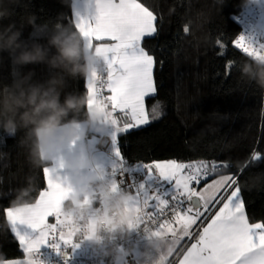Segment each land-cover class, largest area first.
<instances>
[{
  "label": "trees",
  "instance_id": "trees-1",
  "mask_svg": "<svg viewBox=\"0 0 264 264\" xmlns=\"http://www.w3.org/2000/svg\"><path fill=\"white\" fill-rule=\"evenodd\" d=\"M139 2L157 17V32L142 39L154 57L156 91L146 100L151 122L118 134L126 162L222 163L224 169L218 174L234 175L249 221L264 222V179L256 187L247 186L251 177L264 174V89L241 78L239 65L250 57L233 44L241 29L236 15L246 0ZM28 14L35 16L36 27L24 25L21 38L25 40L46 43L49 26L57 17L75 28L72 0H21L3 23L19 22ZM3 56L0 84H8L16 67L6 53ZM19 70H34V80L49 74L44 64ZM66 90L87 93L86 79L70 81ZM154 107L160 113L155 119ZM121 119L127 122L130 118ZM22 135L0 134V223L6 225V230H0V260L25 255L4 214L11 207L14 191L25 184L27 176H34L30 204L46 186L42 172L46 164L32 167L28 147L19 143ZM257 155L260 159H253Z\"/></svg>",
  "mask_w": 264,
  "mask_h": 264
},
{
  "label": "snow or ice",
  "instance_id": "snow-or-ice-1",
  "mask_svg": "<svg viewBox=\"0 0 264 264\" xmlns=\"http://www.w3.org/2000/svg\"><path fill=\"white\" fill-rule=\"evenodd\" d=\"M90 6L92 9L90 14L75 12V28L90 46L94 40L98 42L95 44L97 52L105 53L106 79L93 74L87 80V94L89 106L97 98L106 102L108 106L106 119H111L114 128L109 134L113 159L107 170L113 190L122 188V184H128L127 189L134 191V195L130 194L128 208L135 213V222H142L145 215L155 221L153 213L144 209L154 207L163 213L166 208L171 207L179 230L165 221L159 225L158 231L153 233L163 232L171 235L175 243H179L184 237H190L191 229L201 223L212 208L222 203L211 221L199 232L196 242L187 249L179 264H264V222L249 223L240 199L239 187L231 191L226 201H221L208 199L191 186L201 181L203 162L196 166L170 160L149 162L139 166L145 170L147 176H156L165 182V188L169 189L166 196L158 195L156 192L145 193L142 183L129 184L127 169L138 165L126 163V158L118 145V133H128L133 128L151 122L145 110V97L156 91L153 83L154 57L141 46V41L157 32L155 23L157 17L139 0H91ZM105 40L111 42H102ZM233 43L248 57L264 60V43L253 44L243 35ZM97 83L105 86L110 95L104 97L102 88L96 87ZM153 112L155 113L153 119L160 115L159 112H155V107ZM117 113L123 114L125 118L130 117L131 123L119 127ZM253 159L259 160L260 156L257 155ZM96 167L106 174L99 165ZM58 169H62V165L43 167L47 190L39 192V198L35 203L4 210L11 233L17 238L27 258L5 260L3 264H36L33 253L40 245L52 240L54 243L51 246L58 249V242L65 245L72 242L73 233L65 231L64 218L60 211L61 201L72 188L56 179ZM204 174L207 175L206 172ZM233 183L235 181L231 177L221 178L211 186L214 189L213 194L221 190L229 191ZM150 201L156 203L150 205ZM184 204H188L189 207L184 208ZM52 217L55 218V223H49ZM132 223L130 222V227ZM20 226H27L38 234L29 235L21 231ZM172 252L173 249L168 255ZM161 259L165 260L166 257L162 255Z\"/></svg>",
  "mask_w": 264,
  "mask_h": 264
},
{
  "label": "clouds",
  "instance_id": "clouds-1",
  "mask_svg": "<svg viewBox=\"0 0 264 264\" xmlns=\"http://www.w3.org/2000/svg\"><path fill=\"white\" fill-rule=\"evenodd\" d=\"M20 3L0 0V61L6 53L16 67L11 82L0 84V134L16 137L23 133L19 143L28 147L33 168L45 164L51 167L63 154L57 163L69 174L63 183L77 186L61 201L64 229L73 235L83 231L90 241L112 242L134 227L135 213L128 208L129 193L113 190L110 179L96 167L94 147L102 146L114 131L111 119H106L108 106L99 98L89 106L87 93L66 90L70 81L88 80L93 74L101 77L107 68L105 53L97 52L79 30L60 22L59 17L50 24L46 43L22 39L25 24L36 27L34 15L3 23L13 15V6ZM29 64L46 65L47 78L34 80V70H19ZM239 72L241 78L264 89V60L250 57L239 65ZM93 138L95 145L90 142ZM56 179L62 182L61 174L57 173ZM262 179L264 174H256L247 186L256 187ZM34 180V176H27L25 184L14 191L12 208L29 204ZM96 202L99 207L93 208ZM0 230H6V225L0 223ZM145 238L160 254L142 264H164L161 257L172 250L173 241L163 232H150ZM129 251L111 243L102 250V256L110 257L108 264H122ZM33 258L41 264L38 257Z\"/></svg>",
  "mask_w": 264,
  "mask_h": 264
},
{
  "label": "crops",
  "instance_id": "crops-1",
  "mask_svg": "<svg viewBox=\"0 0 264 264\" xmlns=\"http://www.w3.org/2000/svg\"><path fill=\"white\" fill-rule=\"evenodd\" d=\"M90 3H91V0H72V13H73L74 22H76L75 12H80L81 14H90L91 13L92 9H91ZM102 42L110 43L111 41L105 40ZM96 43H98V42L94 40L93 44L95 45ZM141 46L143 47L142 41H141ZM154 65H155V62H154ZM106 75L107 74L105 71L104 79H106ZM153 83H154V87L156 89L155 80H154V67H153ZM86 86H87V80H86ZM96 87L100 88L99 83H97ZM154 93H152L151 95H153ZM106 95L107 96L110 95V93L107 91V88H106ZM146 100H147V97H145V110L148 113ZM148 116H149V114H148ZM117 118L120 121L119 125H118L119 127H123L124 124H126V123H131V119H129V121H127V122H125L123 119H121V118H124L123 114L117 115ZM90 142L93 143V145H95V143H96L95 138H93V140ZM109 143L104 147H101V146L100 147H94V152H95V157H96V165H99L101 168H103L105 170L106 174H107L108 168L110 167V162L113 159L112 154H111V146ZM62 159H63V154L56 157L53 161L52 167H56L58 161L62 160ZM170 160H174V159L155 160V161H151V162H167ZM175 161L180 162V163L193 164L196 166H200L202 163V161H191V162L178 161V160H175ZM126 163L138 165L135 168H128L127 173L133 174L135 171H141L142 172V175H143L142 179L138 180L135 185H139L142 183L144 185L143 191L145 193L156 192L158 195H161V196L167 195L169 189L165 188V186H164L165 182H163L159 177L147 176L145 170L143 168L139 167L145 163H139V162H126ZM203 165H204V167L202 169V172H203V170L208 169L211 166V163L203 162ZM46 167H49V165H46ZM202 172H201V174H202ZM58 173L61 174L62 183L65 180H67L69 177V174L67 173V171L65 169H58ZM103 174H104V172H103ZM106 174H104V175H106ZM224 177H231L232 178V176L230 174L221 173V174L214 175L213 177H211L209 179L200 181L197 184L193 183L191 186L196 188L197 191L202 192L208 199L226 201L227 196L231 194V191L235 190L238 187L237 185H234V183H233L232 187L230 188L229 191L225 192V191L221 190L220 192H216L215 195L213 194L214 189L211 187L212 185L215 184L216 181H219V180H221V178H224ZM230 183H231V181H230ZM70 186H71L72 190H75L77 187L74 184H71ZM45 190H47V181H46V186L42 191H45ZM130 194L134 195L135 193L134 192L129 193V196H130ZM38 198H39V196H38ZM240 199L243 202L241 191H240ZM33 203H35V202H33ZM149 203H150V205H153L156 202L150 201ZM30 204H32V203H30ZM243 204H244V202H243ZM217 205L218 206H216L215 208H212L205 215V217L203 218L201 223H199L198 225L194 226L193 229H191L192 235L190 237H184L183 239H181L179 241V243H175L173 241L171 235H168L169 239L173 241V244H172L173 252L171 255H168L167 251H165L163 253V255L166 257V259L164 260V264H179L180 260L183 259V256L186 253L187 249L189 247H191L192 243L196 242V239H198L199 232L202 231L203 227L206 226V224L211 221L212 216H214L215 212L219 210V207L222 206V203H219ZM141 207H142V205H141ZM187 207H189V205L185 204L184 208H187ZM153 208L154 207H149L147 209H144V211L145 210H152ZM244 209H245V206H244ZM201 210L203 211L202 207H201ZM141 211H142V209H141ZM245 214H246V209H245ZM246 216H247V214H246ZM165 221L170 223L172 225V227L177 228V230H179V225H177L175 223V220H174V214H171ZM136 223L137 222L134 221V227H135ZM249 223H257V222H250L249 221ZM134 227H132L131 229H128L126 231V233H129L130 231H132L134 229ZM20 229H21V231L27 232L29 235H32V236H35L38 234L33 229L28 228L27 226H20ZM155 231H158V229ZM152 232H154V231H152ZM145 237H143L142 239H140L134 243H132L130 241H126L124 243V245L122 247L126 248V249H130V251H129L128 255L126 256L125 260L122 262V264H142V262L145 261L146 259H150L151 257L152 258L158 257V255L160 253H157L154 249H152L150 246H148ZM45 244L40 245L39 248L44 247ZM26 258H27V254H25L23 257H20V258L3 259V260H0V264H3V261H5V260L26 259ZM45 264H50V263H45Z\"/></svg>",
  "mask_w": 264,
  "mask_h": 264
},
{
  "label": "built area",
  "instance_id": "built-area-1",
  "mask_svg": "<svg viewBox=\"0 0 264 264\" xmlns=\"http://www.w3.org/2000/svg\"><path fill=\"white\" fill-rule=\"evenodd\" d=\"M236 18L241 24V29L233 39V42L240 35H243L250 39L253 44L264 43V0H246L243 8L236 15ZM104 76L105 72L101 77L104 78ZM99 85L100 88H102V95L106 97V87L100 83ZM109 142L110 138H108L101 147L106 146ZM223 169L224 166L222 163H212L208 169L203 170L201 181L217 175L222 172ZM205 172L207 175L204 174ZM105 176L111 181L108 174ZM142 176L141 171H135L133 174L127 173L129 184H136L138 180L142 179ZM119 179L120 178L118 177V180ZM121 187L122 188H119L118 190L122 189L128 193L134 192L127 189L128 184H122ZM97 207H99L98 202L93 204V208ZM183 207H185V204ZM145 211L153 213V219L155 221L145 215L143 221L137 222L132 231L117 236L112 242H106L104 240L90 241L83 236V231H81L73 235L70 244L65 245L63 242H58V249L52 247L51 245L54 241L49 240L44 247L38 248L36 252L33 253V256L38 257L41 264H108L110 257L102 256V250L104 248L109 247L111 243H115L122 247L126 241L132 243L137 242L145 237L147 233L157 230L161 223H163L171 214H174L171 207L166 208L163 213H160L157 208ZM49 223H55V218H50ZM65 231L67 230L65 229Z\"/></svg>",
  "mask_w": 264,
  "mask_h": 264
},
{
  "label": "rangeland",
  "instance_id": "rangeland-1",
  "mask_svg": "<svg viewBox=\"0 0 264 264\" xmlns=\"http://www.w3.org/2000/svg\"><path fill=\"white\" fill-rule=\"evenodd\" d=\"M202 162H206V161H202ZM227 174H230V173H227ZM230 175L232 176V179L235 181L234 175H232V173Z\"/></svg>",
  "mask_w": 264,
  "mask_h": 264
}]
</instances>
